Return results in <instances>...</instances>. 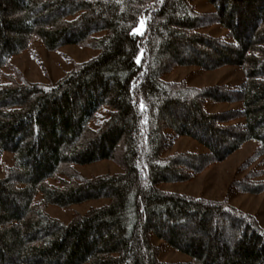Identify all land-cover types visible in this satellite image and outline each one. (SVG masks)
<instances>
[{
  "label": "trees",
  "instance_id": "trees-1",
  "mask_svg": "<svg viewBox=\"0 0 264 264\" xmlns=\"http://www.w3.org/2000/svg\"><path fill=\"white\" fill-rule=\"evenodd\" d=\"M209 2L211 13L192 0H0V74L35 42L100 51L54 82L15 72L0 84V152L15 157L0 178V264H264V228L229 202L264 191V0ZM143 18V34L133 35ZM217 23L232 41L202 31ZM224 65L243 69L240 88L163 78L175 66ZM209 101L242 108L210 112ZM103 107L108 116L94 129ZM178 136L206 151L166 155ZM249 140L257 148L248 161L260 158L261 169L234 180L224 199L159 188ZM105 159L123 172L86 177L74 168ZM99 198L110 202L69 223L46 211ZM167 247L190 260H160Z\"/></svg>",
  "mask_w": 264,
  "mask_h": 264
},
{
  "label": "rangeland",
  "instance_id": "rangeland-1",
  "mask_svg": "<svg viewBox=\"0 0 264 264\" xmlns=\"http://www.w3.org/2000/svg\"><path fill=\"white\" fill-rule=\"evenodd\" d=\"M192 2L200 12L211 13L215 10L214 5L209 0H192ZM141 21H145V19L143 18ZM145 26L146 23L143 31L145 30ZM139 27L140 23L136 28ZM202 31L232 41L229 36V31L221 24H213L205 27ZM99 52L98 49L77 44H67L55 50H49L41 43L35 42L28 49L14 55L9 64L2 68L0 84L6 83L7 76L15 72H19L29 82L44 84L54 82L64 77L78 63L90 60L97 56ZM163 78L173 81L185 80L192 86L219 84L232 89H238L245 79V74L243 69L237 65H224L214 70H203L198 66H175ZM241 108L242 102L240 101H209L206 103V109L210 112L229 111ZM107 109V107H103L99 110L95 120L90 122L92 128L97 129L101 126L102 122L108 116ZM242 121L243 119L239 117L233 120L232 123H241ZM256 148L257 143L255 141H246L224 160L208 164L189 179L177 182H164L159 184V188L164 191L204 197L211 200L224 199L227 197L229 188L234 180H241L247 177L252 171L256 174L261 169L260 158L255 160L254 157L251 159L252 161H248L254 154ZM181 151L202 153L206 151V148L191 137L178 136L174 143L166 150L165 154L168 155ZM14 162L15 157L12 152H0V178L5 175L6 169L11 167ZM74 168L86 177L120 173L124 170V167L117 160L106 159L88 164H77ZM259 179L264 178L260 177ZM49 181L54 184L58 183L55 179H50ZM41 198L42 196L38 194L37 200L40 201ZM109 202L110 199L108 198L90 199L65 207L48 205L46 211L50 216L64 223H69L74 216L85 214L90 209L101 207ZM229 202L242 211L254 215L260 226L264 228V191L260 193L238 191L230 194ZM154 242L159 244L161 241L155 237ZM159 259L167 262H187L190 260V256L171 247H167L159 254Z\"/></svg>",
  "mask_w": 264,
  "mask_h": 264
},
{
  "label": "snow or ice",
  "instance_id": "snow-or-ice-1",
  "mask_svg": "<svg viewBox=\"0 0 264 264\" xmlns=\"http://www.w3.org/2000/svg\"><path fill=\"white\" fill-rule=\"evenodd\" d=\"M145 23H146L145 21H141V22H140V27L134 29L132 34H133V35H137V34L142 35V34H143V28H144ZM139 62H140V61L137 60V63H139Z\"/></svg>",
  "mask_w": 264,
  "mask_h": 264
}]
</instances>
